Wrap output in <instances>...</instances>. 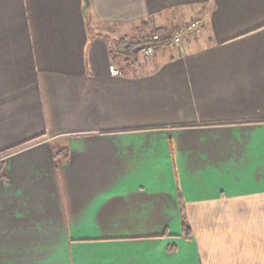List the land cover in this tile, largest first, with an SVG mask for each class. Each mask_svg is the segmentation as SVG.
I'll return each instance as SVG.
<instances>
[{"label":"crops","instance_id":"0c3cea01","mask_svg":"<svg viewBox=\"0 0 264 264\" xmlns=\"http://www.w3.org/2000/svg\"><path fill=\"white\" fill-rule=\"evenodd\" d=\"M0 165V264H264V0H0Z\"/></svg>","mask_w":264,"mask_h":264},{"label":"trees","instance_id":"16d2710c","mask_svg":"<svg viewBox=\"0 0 264 264\" xmlns=\"http://www.w3.org/2000/svg\"><path fill=\"white\" fill-rule=\"evenodd\" d=\"M159 33V36L157 38L153 37V36H148V37H144L143 40H140V39H136L135 41H128L126 42V47H125V52L126 54H129L132 53V52H137L139 50H144L145 48L147 47H151V48H159L161 46H164V45H167L168 43H171L172 40H173V35L172 34H166V30H161V29H158L157 31ZM124 40L121 39V43L122 46H124ZM134 55L130 56V57H133ZM59 155H62L64 157H67L68 156V151L66 148L64 149H60L59 151H57V156ZM0 168H2V166L0 165ZM184 210H185V207H184V203L183 201L181 200V210L182 213H183V235H185L187 238H191V234H192V230H191V227L190 225L187 223V218L184 214ZM170 249H173L172 247H170Z\"/></svg>","mask_w":264,"mask_h":264},{"label":"rangeland","instance_id":"374dc122","mask_svg":"<svg viewBox=\"0 0 264 264\" xmlns=\"http://www.w3.org/2000/svg\"><path fill=\"white\" fill-rule=\"evenodd\" d=\"M194 20H199V19H194ZM194 20H191L190 22L188 21V22H181V23H172L171 24V28L169 29V31L168 32H170V34H172L173 35V40H172V43L171 44H174V45H176V46H183V44H184V42H186V40L189 38V37H191V36H193V35H195V34H197L198 33V31L197 30H199V29H196V30H193L191 33L189 32V33H187L186 35H185V37H184V39H183V42H182V44H178V43H175L174 42V38H175V36L179 33V31H184V28H186V26L187 25H191V23H192V21H194ZM194 29V28H193ZM158 30H154V29H151L149 32H148V34L147 35H145L144 37H148V36H155V34H156V36L158 37L159 36V33L157 32ZM183 33V32H182ZM166 35V34H165ZM144 37H142V38H140V40H143L144 39ZM124 41V46H122L123 47V49H124V52H125V47H126V42H128L129 40H132V39H123ZM169 45H171L170 43H168ZM122 45V44H121ZM145 49H147V51L149 52V53H152L153 52V50H152V48L151 47H147V48H145ZM118 52H120L119 54H121L122 55V51H120V50H117V52L116 53H118ZM142 52H144L143 50H139V52H132V53H130L129 54V56H132V55H136L137 53H142ZM126 53V52H125ZM123 56V55H122ZM126 59L127 60H130V57H128V54L126 55Z\"/></svg>","mask_w":264,"mask_h":264},{"label":"built area","instance_id":"2783aa9c","mask_svg":"<svg viewBox=\"0 0 264 264\" xmlns=\"http://www.w3.org/2000/svg\"><path fill=\"white\" fill-rule=\"evenodd\" d=\"M200 24H201L200 20L192 21L191 25L189 24L186 26V28H184V31H182L183 33L181 31H179V33L174 38V42L178 43V44H182L185 35L189 32L191 33L193 30L199 29V27L201 26ZM154 37L157 38L156 34ZM112 71L114 73H120V71L117 68H115L114 66H112Z\"/></svg>","mask_w":264,"mask_h":264},{"label":"water","instance_id":"95a60500","mask_svg":"<svg viewBox=\"0 0 264 264\" xmlns=\"http://www.w3.org/2000/svg\"><path fill=\"white\" fill-rule=\"evenodd\" d=\"M86 5L88 6V0H86Z\"/></svg>","mask_w":264,"mask_h":264}]
</instances>
